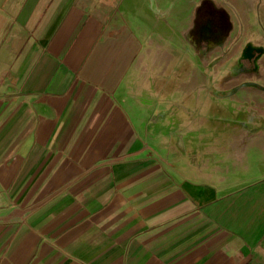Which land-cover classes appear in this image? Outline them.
I'll list each match as a JSON object with an SVG mask.
<instances>
[{
  "label": "crops",
  "instance_id": "0c3cea01",
  "mask_svg": "<svg viewBox=\"0 0 264 264\" xmlns=\"http://www.w3.org/2000/svg\"><path fill=\"white\" fill-rule=\"evenodd\" d=\"M262 29L264 0H0V264H264Z\"/></svg>",
  "mask_w": 264,
  "mask_h": 264
},
{
  "label": "rangeland",
  "instance_id": "374dc122",
  "mask_svg": "<svg viewBox=\"0 0 264 264\" xmlns=\"http://www.w3.org/2000/svg\"><path fill=\"white\" fill-rule=\"evenodd\" d=\"M259 34H260V36H264L263 34H264V29H262V33L261 32H259ZM234 63H232V64H230V65H228L226 68H227V70H229L230 72H231V70L232 71H234V70H236L235 69V65H233ZM224 74H222V73H220V75L219 76H223ZM254 81L255 80H258V79H256V78H254L253 79ZM220 82H223L224 80L223 79H220L219 80ZM263 81V80H262Z\"/></svg>",
  "mask_w": 264,
  "mask_h": 264
},
{
  "label": "flooded vegetation",
  "instance_id": "af4514ba",
  "mask_svg": "<svg viewBox=\"0 0 264 264\" xmlns=\"http://www.w3.org/2000/svg\"><path fill=\"white\" fill-rule=\"evenodd\" d=\"M240 71V70H239Z\"/></svg>",
  "mask_w": 264,
  "mask_h": 264
}]
</instances>
